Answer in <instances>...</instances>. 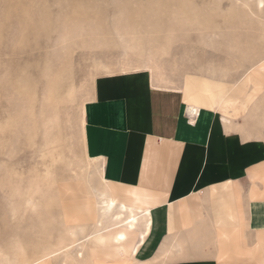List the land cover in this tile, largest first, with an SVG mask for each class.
<instances>
[{
	"label": "rangeland",
	"instance_id": "1",
	"mask_svg": "<svg viewBox=\"0 0 264 264\" xmlns=\"http://www.w3.org/2000/svg\"><path fill=\"white\" fill-rule=\"evenodd\" d=\"M258 1L0 0V257L54 249L62 208L95 199L98 164L83 146V103L102 77L143 73L151 83L148 70L128 71L151 67L169 85L200 76L236 87L240 111L247 106L252 118L233 120L264 140Z\"/></svg>",
	"mask_w": 264,
	"mask_h": 264
},
{
	"label": "crops",
	"instance_id": "2",
	"mask_svg": "<svg viewBox=\"0 0 264 264\" xmlns=\"http://www.w3.org/2000/svg\"><path fill=\"white\" fill-rule=\"evenodd\" d=\"M140 69L151 83L143 73L96 81L83 103L82 141L99 167L97 189L115 201L102 225L126 220L130 208L148 211V223L137 227L144 238L134 237L131 254L128 246L116 255L110 244L96 252L86 222L76 237L86 246L80 264H264V140L248 138L261 133L243 134L233 120L241 112L249 124L247 106L240 111L232 98L214 100L193 116L186 95L198 104L186 83L200 76L169 85L151 67L128 71ZM84 189L92 194L89 184Z\"/></svg>",
	"mask_w": 264,
	"mask_h": 264
},
{
	"label": "bare ground",
	"instance_id": "3",
	"mask_svg": "<svg viewBox=\"0 0 264 264\" xmlns=\"http://www.w3.org/2000/svg\"><path fill=\"white\" fill-rule=\"evenodd\" d=\"M262 1L263 0H259V4L262 3ZM263 61L264 56H261L258 62L262 63ZM255 66L252 67L255 68ZM121 69L126 70V65H124ZM252 75L253 73H251L248 78L252 79L253 87L255 86L257 88L258 80L256 77H251ZM212 84H214L213 81L204 77L197 78L196 80H194V82L187 81L186 90L188 93H191L195 96V102H197L198 104L194 105L193 103H190V98L186 95V107L190 114H192L193 116H196V112L199 111V107H210V104H212L214 100L224 101L226 99L228 100L229 98H232V101H236V94L238 93L236 87L225 86L218 82L216 83L218 85L217 87L213 86ZM91 180L92 179H90L89 181L91 182ZM97 188L98 186L96 188L94 187L95 199L93 201L86 200L81 204H75V207L62 208V220L61 222L59 221V225H61V227L63 228L61 229L63 230V234L60 235L59 239L57 240V244L54 246V249L51 246H45L41 251L34 255L26 256L25 254L20 253L13 258L7 256L8 254H2L3 256L0 257V264H52L53 261H57L58 264H80L81 261H83V259L86 257L82 252L83 247L86 246H84L85 243L78 242L77 234L84 230V225L86 224V222H90L93 225V233L88 237L87 241L91 248L95 249L96 252H98L101 247H103V245L110 244L112 248L115 249L116 255H123L128 246L130 248L131 254V252L136 247L135 244H132L134 237L138 238V243L141 242L140 240L144 238L143 232H138L137 227L139 221H142L144 225L148 223V211H140L139 209L135 208V214L133 209L130 208L131 215L126 217V220L120 219L119 221L114 222L111 225H102L103 217L106 214L108 215L109 210L111 211L112 207L115 205V201L110 198H103L102 194L105 192L102 189L100 190ZM97 197L99 199L98 201ZM121 208L126 209V206L120 205V209Z\"/></svg>",
	"mask_w": 264,
	"mask_h": 264
}]
</instances>
